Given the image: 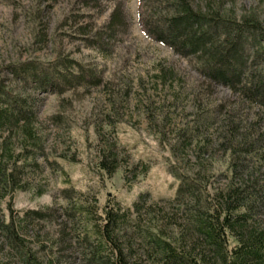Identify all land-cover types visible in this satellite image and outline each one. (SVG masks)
Returning a JSON list of instances; mask_svg holds the SVG:
<instances>
[{
	"label": "rangeland",
	"instance_id": "1",
	"mask_svg": "<svg viewBox=\"0 0 264 264\" xmlns=\"http://www.w3.org/2000/svg\"><path fill=\"white\" fill-rule=\"evenodd\" d=\"M180 8L212 21L179 27L174 36L167 27ZM114 12L121 25L108 35L104 27ZM224 20L257 22L264 29V0H0V84L32 106L39 140L38 147L30 143L24 151L22 135L11 138L15 152L26 155L24 188L0 199V219H8L10 207L27 248L54 264H91L77 244L84 218L67 216L64 209L95 203L102 214L110 198L124 207L140 193L153 200L172 198L178 181L168 172L169 164L185 171L199 168L210 188L229 182L226 126L232 122L242 129L256 123L264 130V105L242 99L211 70L233 64L240 80L264 84V34H239L218 24ZM203 33L214 48L195 44ZM57 56L95 68L101 84L59 95L37 90L7 68ZM202 113L210 117L209 124L184 152L179 142L177 156L172 155L178 133ZM259 147L240 156L242 173L264 175V144ZM106 149L120 164L111 175L97 166ZM124 172L136 175L129 186ZM69 186L75 190L73 200L62 197L61 190ZM46 208L55 213L17 224L27 211ZM258 216L264 220V204ZM0 262L21 264L19 250L2 232Z\"/></svg>",
	"mask_w": 264,
	"mask_h": 264
},
{
	"label": "trees",
	"instance_id": "2",
	"mask_svg": "<svg viewBox=\"0 0 264 264\" xmlns=\"http://www.w3.org/2000/svg\"><path fill=\"white\" fill-rule=\"evenodd\" d=\"M173 19L175 24H182L173 25L170 21L167 28L174 36H178L179 27L212 21L205 15L193 14L183 8L178 9ZM214 24L217 26L215 21ZM218 24L230 26L242 35L249 31L264 34V29L257 22L224 20ZM120 25L119 14L114 12L104 32L112 35ZM198 38L195 44L203 47L211 42L206 33ZM209 48H214V45ZM235 48L236 44H233L232 51ZM222 57L226 60L229 54ZM7 68L14 76L34 84L37 90L59 95L102 82L95 68L86 67L66 56H57L49 61L28 59L13 62ZM211 72L212 75L208 74L214 79L218 75L242 99L264 105V84L254 86L240 80L235 65L214 68ZM209 119L208 114H198L192 125L185 126L178 133L181 138L171 147L172 155L177 156L179 142L184 152L201 128L209 124ZM35 120L34 110L27 99L5 90L0 84V199L24 188L22 176L26 155L23 151L15 152L11 138L20 133L25 143L24 151L30 143L38 147ZM240 128L232 122L226 126L223 145L229 154L232 177L222 188H210L199 168L185 171L169 164L168 172L178 181L172 198L153 200L148 193H140L125 207L110 198L102 214H98L95 203H75L72 208H65L67 216L77 213L84 218V227L77 234V244L87 255L89 263L264 264V220L258 216L259 206L264 204V175L259 178L254 172L242 173L240 164L242 154L256 152L264 144V130L256 123ZM97 166L100 171L111 175L120 164L114 151L106 149L102 151ZM124 174V184L129 186L136 175L127 177L126 172ZM61 193L63 198L73 200L75 190L69 186ZM8 209V219H0V232L11 246L19 250L21 264H54L51 258H40L24 245L11 208ZM54 213L49 208L30 210L17 224H22L27 218L46 219Z\"/></svg>",
	"mask_w": 264,
	"mask_h": 264
}]
</instances>
